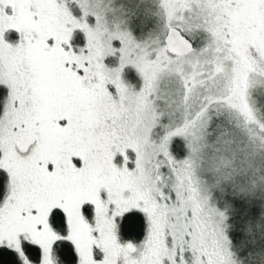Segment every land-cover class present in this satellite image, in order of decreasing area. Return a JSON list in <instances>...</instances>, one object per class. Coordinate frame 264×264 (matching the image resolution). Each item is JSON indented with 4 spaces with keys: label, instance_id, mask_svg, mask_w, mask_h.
I'll use <instances>...</instances> for the list:
<instances>
[{
    "label": "snow or ice",
    "instance_id": "6c2138e0",
    "mask_svg": "<svg viewBox=\"0 0 264 264\" xmlns=\"http://www.w3.org/2000/svg\"><path fill=\"white\" fill-rule=\"evenodd\" d=\"M0 264H264V0H0Z\"/></svg>",
    "mask_w": 264,
    "mask_h": 264
}]
</instances>
